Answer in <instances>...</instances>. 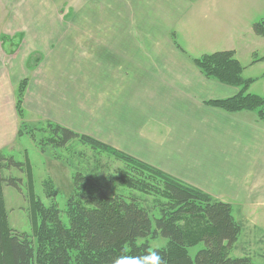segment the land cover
<instances>
[{"label": "crops", "instance_id": "1", "mask_svg": "<svg viewBox=\"0 0 264 264\" xmlns=\"http://www.w3.org/2000/svg\"><path fill=\"white\" fill-rule=\"evenodd\" d=\"M25 3L5 14L26 28L16 22L23 41L11 42L5 60L0 52L1 154L11 155L24 139L22 123L49 122L228 204L242 225L237 241L264 233V120L209 105L240 89L194 64L233 52L242 78L254 81L248 93L263 96L253 90L264 77L255 70L263 58L241 60L264 43L252 31L264 18L253 21L252 14L264 0H47L51 14H18Z\"/></svg>", "mask_w": 264, "mask_h": 264}, {"label": "trees", "instance_id": "2", "mask_svg": "<svg viewBox=\"0 0 264 264\" xmlns=\"http://www.w3.org/2000/svg\"><path fill=\"white\" fill-rule=\"evenodd\" d=\"M252 31L264 38V20L254 23ZM194 64L206 77L240 89L234 97L212 101L209 105L229 113L254 111L259 119L264 120V95L248 93L254 81L242 78L243 67L233 52L204 55L194 60ZM35 66V60L29 62V68ZM25 86L26 80H23L17 90L19 118L22 117ZM45 124L55 133L48 139L50 145L62 148L69 142L78 141L123 163L125 167L119 177L120 185L153 197L152 208L142 205L135 196L107 195L102 188L90 184V179L75 172L74 191L66 203L67 224H64L55 204L45 207L34 199L28 180L34 224L32 239L24 233L11 235L2 185L19 190L21 180L0 177V264H112L117 256L144 255L153 250L162 256L165 264H251L248 258L229 256L242 225L235 221L228 204L90 136L49 122ZM35 129L22 123L18 134L29 135V131ZM0 163H6L0 166L1 171L2 168L20 170L24 167L28 176L31 173L27 161L22 164L0 153ZM44 187L47 197L54 198L56 192L52 183L47 182ZM151 209L157 210L158 217L151 215ZM38 219L40 224L36 223ZM152 221L155 229H152ZM158 235L166 240L162 248L151 250L147 241L140 242ZM201 243L204 248L192 259L188 249Z\"/></svg>", "mask_w": 264, "mask_h": 264}, {"label": "rangeland", "instance_id": "3", "mask_svg": "<svg viewBox=\"0 0 264 264\" xmlns=\"http://www.w3.org/2000/svg\"><path fill=\"white\" fill-rule=\"evenodd\" d=\"M19 0H0V52L1 58L6 59L4 55L11 53L14 45H19L25 36L24 30L17 31L20 27L14 25L16 22L25 29L24 20H14L11 15L7 17L5 14H13L12 6H17ZM4 9L6 10L4 12ZM9 12V13H8ZM18 14H51L47 0H26ZM253 14V21L259 15H264V4H258V10ZM262 20V19H260ZM259 19L254 23L259 22ZM264 20V18H263ZM13 44H12V43ZM264 42V41H263ZM4 54V55H3ZM41 54V52H40ZM251 58L262 59L263 64L256 67V71L264 70V43L255 46L242 64L245 65ZM264 77L259 78L253 84V90L260 95H264ZM27 117V114H26ZM35 131L23 138L9 155L16 162L29 164L31 170L28 176L25 168L23 169H0V177L20 179L21 185L19 190L13 187L2 185V199L4 201V210L7 214V226L11 229V235H19L24 233L32 239V231L34 224L31 218L30 205V189L28 180L32 185L34 199L41 202L43 206L50 207L55 204L60 211L61 221L67 224L65 215V207L68 199L74 191L73 174L80 173V176L88 178L90 184L95 187L102 188L107 195L121 194L124 196H135L140 203L147 208H152L151 202L153 197L143 196L136 191H131L120 185L119 177L124 170V164L115 160L111 156L91 150L90 147L80 144L78 141L69 142L65 147L59 148L56 145H50L48 139L55 135L46 124H40L35 127ZM32 142V143H31ZM45 145H42L44 144ZM43 151V152H42ZM6 163H0L3 166ZM28 167V165H27ZM51 182L56 195L54 198L47 197L44 184ZM49 185V184H48ZM143 200H145L143 202ZM152 210V209H151ZM151 215L158 217L157 210H152ZM35 223V221H34ZM40 224L39 219L36 221ZM152 229H155L154 221H152ZM150 249L162 248L166 244V240L158 235L156 238H147ZM204 248V244H199L188 249L189 256L194 259L196 254ZM260 254V255H259ZM257 255L260 258H252ZM232 258H248L251 264H264V233H259V237L253 241L242 236L229 251Z\"/></svg>", "mask_w": 264, "mask_h": 264}, {"label": "clouds", "instance_id": "4", "mask_svg": "<svg viewBox=\"0 0 264 264\" xmlns=\"http://www.w3.org/2000/svg\"><path fill=\"white\" fill-rule=\"evenodd\" d=\"M112 264H165L162 256L155 250L144 255H120L114 258Z\"/></svg>", "mask_w": 264, "mask_h": 264}]
</instances>
